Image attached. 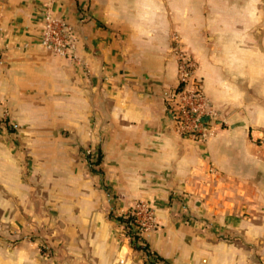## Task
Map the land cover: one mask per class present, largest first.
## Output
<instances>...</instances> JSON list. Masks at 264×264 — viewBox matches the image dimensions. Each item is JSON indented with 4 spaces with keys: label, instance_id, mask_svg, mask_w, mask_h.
Listing matches in <instances>:
<instances>
[{
    "label": "crops",
    "instance_id": "crops-1",
    "mask_svg": "<svg viewBox=\"0 0 264 264\" xmlns=\"http://www.w3.org/2000/svg\"><path fill=\"white\" fill-rule=\"evenodd\" d=\"M45 6L82 64L41 47ZM176 36L226 117L205 143L166 112ZM0 54V222H51L54 264H146L115 218L144 202L155 264H264V0H0Z\"/></svg>",
    "mask_w": 264,
    "mask_h": 264
},
{
    "label": "built area",
    "instance_id": "built-area-1",
    "mask_svg": "<svg viewBox=\"0 0 264 264\" xmlns=\"http://www.w3.org/2000/svg\"><path fill=\"white\" fill-rule=\"evenodd\" d=\"M174 41L173 49L178 60V79L175 87L165 96L166 112L176 134L205 143L216 135L218 126L226 123V117L205 93L197 79V63L194 57L181 46L178 36ZM76 43L74 26L56 16L49 6H45L41 14V47L54 56L82 64ZM3 63L0 54V66ZM84 154L89 164L93 166V161L96 159L95 150L88 147ZM215 172L214 167H210V173ZM127 214L134 218L135 224L131 226L133 230H138L141 236L145 232L158 228L153 209L144 202L136 204L124 215ZM122 227L128 235L129 228L125 225ZM147 262L156 263L157 261L148 255ZM121 264H124V261H121Z\"/></svg>",
    "mask_w": 264,
    "mask_h": 264
},
{
    "label": "rangeland",
    "instance_id": "rangeland-1",
    "mask_svg": "<svg viewBox=\"0 0 264 264\" xmlns=\"http://www.w3.org/2000/svg\"><path fill=\"white\" fill-rule=\"evenodd\" d=\"M5 115L0 118V123L6 125ZM84 153V152H83ZM82 153V154H83ZM84 155V154H83ZM86 160L87 158L83 156ZM87 164H89L87 160ZM27 227H15L14 222H0V241L2 244L16 246L17 242L24 241L28 243V251L36 252L40 255L43 262L42 264H54V245L52 237V226L51 222H42L43 227L38 229L36 225L38 222H27ZM39 225V224H38ZM42 230V231H41ZM23 236V237H16ZM12 238V239H11ZM10 243V244H7ZM39 258V259H40ZM40 259V260H41ZM36 261V258H35ZM38 263V264H39Z\"/></svg>",
    "mask_w": 264,
    "mask_h": 264
},
{
    "label": "trees",
    "instance_id": "trees-1",
    "mask_svg": "<svg viewBox=\"0 0 264 264\" xmlns=\"http://www.w3.org/2000/svg\"><path fill=\"white\" fill-rule=\"evenodd\" d=\"M101 157H102L101 152L99 150H97L96 159L93 161V169L94 170H95V167H99L100 166ZM115 218L121 225H125L126 227L129 228L128 235H129V237L131 239V242H132V245H133V247L135 249L143 250L148 255L152 256L154 258V260H156V261H161L162 260L157 254H154V253L150 252L147 242L140 235L139 231L138 230H133L131 225L135 224V223H134V218L130 214L117 216ZM135 226L138 229V226L137 225H135ZM146 264H155V263L146 262Z\"/></svg>",
    "mask_w": 264,
    "mask_h": 264
}]
</instances>
